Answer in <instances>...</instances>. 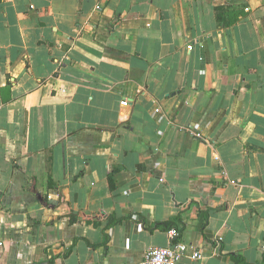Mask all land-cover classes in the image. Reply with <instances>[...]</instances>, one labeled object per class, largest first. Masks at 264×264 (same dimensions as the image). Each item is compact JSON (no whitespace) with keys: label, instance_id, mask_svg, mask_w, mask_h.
<instances>
[{"label":"crops","instance_id":"crops-1","mask_svg":"<svg viewBox=\"0 0 264 264\" xmlns=\"http://www.w3.org/2000/svg\"><path fill=\"white\" fill-rule=\"evenodd\" d=\"M177 216L179 264H264V0H0V264H138Z\"/></svg>","mask_w":264,"mask_h":264},{"label":"built area","instance_id":"built-area-1","mask_svg":"<svg viewBox=\"0 0 264 264\" xmlns=\"http://www.w3.org/2000/svg\"><path fill=\"white\" fill-rule=\"evenodd\" d=\"M246 10L248 8L246 7ZM123 104L127 105V100H123ZM196 137H202L199 132H192ZM170 237L172 241L167 246H152L146 250L143 258L138 262V264H179L182 257L187 256L192 260L202 258V254L199 250H196L192 246L185 244L180 241H173L177 236L175 230H170ZM221 237H216V243L219 244ZM4 245L3 241L0 239V249Z\"/></svg>","mask_w":264,"mask_h":264},{"label":"trees","instance_id":"trees-1","mask_svg":"<svg viewBox=\"0 0 264 264\" xmlns=\"http://www.w3.org/2000/svg\"><path fill=\"white\" fill-rule=\"evenodd\" d=\"M180 220H181L180 216H177L176 217V220H168V221H164V222L157 223L156 224V227L157 228H161V229H163L164 231H167V232L173 229V230L176 231L177 234H179L180 231H181V229H182L181 227H179ZM117 221H121V220H117ZM111 223H115V222H111L110 221V224ZM173 241L175 242L176 239L173 240ZM236 264H245V262H243V260L238 257L236 259Z\"/></svg>","mask_w":264,"mask_h":264}]
</instances>
